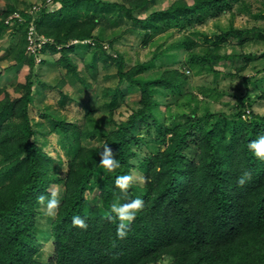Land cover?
<instances>
[{"label": "trees", "instance_id": "obj_1", "mask_svg": "<svg viewBox=\"0 0 264 264\" xmlns=\"http://www.w3.org/2000/svg\"><path fill=\"white\" fill-rule=\"evenodd\" d=\"M149 1L133 0L127 8L97 0H61L75 19L71 29L76 31L68 39L84 41L93 37L92 31L102 15L123 9L129 19L142 25L141 30L147 35L173 23H191L207 11L222 12L230 8L232 0H174L168 8L153 11L146 19H136L134 11L144 8ZM14 10L10 8L6 15ZM261 16L264 18V9ZM62 17L53 20L41 13L34 19L37 30L48 35L45 21L49 20L51 34L57 38L55 45L47 44L44 53L48 49L55 53L57 44L63 42L61 26L52 25L62 21ZM32 19L31 14L23 13L20 24L15 26L19 30L24 28V46ZM6 27L1 20L0 40ZM255 31L264 40L263 31ZM247 33L248 30L232 28L214 39L220 43L231 37L242 44L248 40ZM179 42L174 46H185L186 51L199 46L190 37ZM24 51L20 48L15 59L19 64L26 59L33 69L37 54L27 58ZM161 55L157 54L150 64L141 63L129 71L124 70L123 53L104 57L118 71L119 83L113 97L125 82L140 95L139 108L132 110L127 120L116 122L114 129L101 128L90 114L78 127L56 114L51 116L53 131L64 140L67 169L63 176L53 165L57 161L36 143L42 131L35 128L29 113L33 101L31 74L26 84L18 86L19 98L12 99L6 87H0V264H158L166 257L170 264H264V161L247 148L250 140L264 134V115L252 114L251 120H244L239 106L231 115L207 112L201 117L191 116L193 120L172 130L163 129L161 114L156 113L160 105L156 95L177 88L184 77L177 70L145 76ZM233 55L216 56L213 51L203 57L198 55L195 60L214 71V66L207 64L231 59ZM262 57L264 61V54ZM63 59L59 65L78 76L67 54ZM202 69L206 68L201 66ZM250 77L249 80L254 79ZM150 117L156 122L164 147L143 157L136 150L143 142L135 138L132 128ZM97 139L100 146L83 145L86 140ZM105 144L119 161V167L111 172L99 164V152ZM193 145L195 154L191 157L188 151ZM135 170L143 174L142 183ZM244 171L250 172L251 178L240 186L237 177ZM124 174L133 177L128 198L141 197L145 207L137 213L127 235L120 239L116 222L108 217L112 215L113 202H124L114 183L117 176ZM52 184L60 186L61 195L57 197L60 204L50 229L53 256L44 262L38 258L39 251L30 233L44 212L37 197L43 195L46 202ZM73 215L85 218L87 228L73 226Z\"/></svg>", "mask_w": 264, "mask_h": 264}, {"label": "rangeland", "instance_id": "obj_2", "mask_svg": "<svg viewBox=\"0 0 264 264\" xmlns=\"http://www.w3.org/2000/svg\"><path fill=\"white\" fill-rule=\"evenodd\" d=\"M97 1L118 3L127 8L133 3V0ZM173 1L150 0L144 8L134 11V16L136 19H146L153 11L168 8ZM230 3V8L222 12L214 14L207 11L200 19L191 23H173L158 32L151 30L147 35L142 32L140 23L129 19L124 14V9L119 10L112 15L99 17L100 20L92 31L93 37L82 41L68 39L76 31L71 29L75 19L72 12L67 13L61 0H0V21L3 20L7 26L0 40V87H6L12 99L19 98L21 93L17 88L26 84L31 74L33 101L29 106L30 118L35 128L45 133L39 132L36 143L57 161L53 165L57 166L61 176L67 169V157L62 148L64 140L61 134L52 129L51 116L56 114L78 127L85 123V117L90 114L97 125L111 130L115 128L116 122L127 120L132 110L139 108L140 95L136 88H128L127 82L121 86V91L116 97H113L119 78L112 61H104L107 55L116 57L117 54L123 53L126 59L124 70L129 71L141 63L150 64L157 54H163L146 70L145 76L161 74L168 70H177L183 75L184 79L177 88L156 95L160 103L156 113L161 114L163 129L172 130L193 120L194 116L201 117L207 112L231 115L238 111L239 106L242 107L244 120H251L252 114L264 115V40L258 33L255 34V28L264 33V18L261 16L264 0H232ZM12 7L14 12L6 15ZM23 13L33 17L27 26L25 46L24 28H15L17 23L20 24ZM41 13L53 20L63 16L62 21L52 24L61 26L62 32L59 33L63 38V42L57 44L55 53L49 49L48 52H43L47 44L55 45L57 38L51 34L49 20L45 23L47 22L50 35L37 30L34 19H38ZM232 28L248 30L245 34L247 42L241 44L238 39L229 37L216 43V35ZM31 29L35 32L32 45L37 54L33 69L26 63V59L20 64L15 59L20 48L25 50V57L34 55L29 42ZM206 36L210 39L207 40ZM185 37L195 39L199 46L191 51H186L185 46H174L177 42L180 44L179 41ZM213 51L216 56L234 55L231 59L222 58L207 64L214 66V71H210L202 61L195 59L198 55L203 57ZM66 54L76 67L78 76L59 65ZM192 54L195 56H191ZM201 66L206 69L201 70ZM250 76L254 79L249 80ZM172 116L175 118L172 119ZM156 129L157 125L152 117L138 121L132 128L135 138L143 142L136 149L143 157L150 156L156 148L164 147ZM48 131L53 133L48 134ZM100 144L99 139L83 142V145L89 148ZM188 152L191 157L194 156V145ZM135 176L140 183L143 182L144 177L140 170H135ZM48 190H55L57 197L61 195L60 186L55 184ZM95 195L96 193L90 197ZM42 210L44 212L37 220L36 229L30 235L39 251L38 258L47 262L54 252V240L50 230L54 217L45 215L44 206ZM158 264H170V258L166 257Z\"/></svg>", "mask_w": 264, "mask_h": 264}, {"label": "clouds", "instance_id": "obj_3", "mask_svg": "<svg viewBox=\"0 0 264 264\" xmlns=\"http://www.w3.org/2000/svg\"><path fill=\"white\" fill-rule=\"evenodd\" d=\"M247 148L251 151L256 158L260 161H264V134L259 135L258 138L252 139L247 143ZM100 161L99 164L108 172H111L115 168L119 167V161L114 157V154L108 144L104 145L103 151L99 152ZM251 178V173L244 171L237 177V184L243 186L247 180ZM115 186L120 190L124 196V202L119 200L113 202L110 205L111 214L108 218L116 222V235L118 238L123 239L137 213L145 207V202L141 197L128 198V190L133 183V177L129 174L119 175L115 178ZM37 200L44 206L45 215L48 217H55L58 211L60 200L57 199V192L51 191L50 198L45 202V197L40 195ZM71 223L75 227L80 229H86L87 223L85 218L80 215H73L71 217Z\"/></svg>", "mask_w": 264, "mask_h": 264}, {"label": "built area", "instance_id": "obj_4", "mask_svg": "<svg viewBox=\"0 0 264 264\" xmlns=\"http://www.w3.org/2000/svg\"><path fill=\"white\" fill-rule=\"evenodd\" d=\"M34 39H35V32L33 29H31V32H29V42H30V49H33V53L36 52V50L33 47V43H34Z\"/></svg>", "mask_w": 264, "mask_h": 264}]
</instances>
